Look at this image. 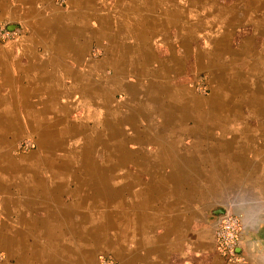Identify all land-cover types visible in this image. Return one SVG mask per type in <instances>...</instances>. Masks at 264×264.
I'll use <instances>...</instances> for the list:
<instances>
[{"label":"crops","instance_id":"0c3cea01","mask_svg":"<svg viewBox=\"0 0 264 264\" xmlns=\"http://www.w3.org/2000/svg\"><path fill=\"white\" fill-rule=\"evenodd\" d=\"M0 24V264H264V0H0ZM201 71L205 98L185 84ZM95 133L113 180L71 178L60 147ZM221 211L238 261L216 252Z\"/></svg>","mask_w":264,"mask_h":264},{"label":"rangeland","instance_id":"374dc122","mask_svg":"<svg viewBox=\"0 0 264 264\" xmlns=\"http://www.w3.org/2000/svg\"><path fill=\"white\" fill-rule=\"evenodd\" d=\"M53 4H55V3L53 2ZM56 6H58V5H56ZM64 6H65V4H63L61 6H58V7H64ZM1 26H4V25H1ZM9 32H10V34L7 36V38L12 34L11 31H9ZM6 39L4 38V41ZM254 40L255 41L253 42V45H251V46H253L254 48H258V49L261 48V45H263V42H264V32L255 31V39ZM237 44L238 43L236 42V45ZM93 53H94V50L92 51V54ZM106 74L109 75V73H106ZM102 75L103 74H100L98 77L99 78L100 77L103 78ZM191 75L192 74H187V77H189ZM208 78H209V75L205 71H201V73H199V75H196L193 80L192 79L191 80H186L185 84L187 85V87L189 89H191V91L194 94L198 95L199 97L205 98V97H208L209 96V93H210V88L207 87ZM115 97L118 98V99H122L128 105H131L132 104L131 96H127V94L124 91H118L115 94ZM78 98H79V94L77 95L75 93L72 96V100L75 99L76 102H77ZM206 102H208V101H206ZM206 106H209V105L207 104ZM83 114L84 113H82L81 116ZM125 114H127V113H125ZM157 114H158V116L156 117V120L159 123L162 124V122H161L162 117H161V115L159 113H157ZM90 116H92V115H90ZM125 118H127V117H125ZM132 120L134 122H136L137 116H134V118L132 117ZM143 120L146 121V119H143ZM143 120H141V121L143 122ZM171 125H174V123L172 122ZM206 125L207 124H205V126L203 127L204 129H207V126ZM66 129L71 130V127H70L69 124L68 125L67 124H64L63 125V130H66ZM169 129H171V127H169ZM61 133H62V131L58 132L57 133V137L54 138L53 145H55V147L61 146L63 144V140L61 138ZM83 133H84V131H83ZM99 135L100 134L95 133L93 139H91L88 135H82L80 137V140L81 141H79V139L77 138V144H79V145L81 144L80 145L81 146V150H78L75 153H74V151L77 150V149L74 148L72 146V144H71V142L74 141V139H69L68 140L69 137L68 138L66 137L65 141H67L66 142L67 144H65L64 147L62 146L60 148L61 149H66L67 150V154H64L63 153V154H59V156L61 157L60 163H63V162H66L67 161V162L71 163L70 164V168H73L74 167V169H73L74 170L73 171V175H72L71 178H75V177H76V179H95V178L96 179H99L100 178V179H103V180H110V181L113 180L112 178H114V174H116V170L115 169L118 167V165H116L113 161H109V159L114 160L116 158V157H114V154L116 153L117 147L116 148H112L110 146V143L112 141L106 140L108 142V143H106V141L104 140V138H102L101 141H104L105 143L99 142L95 146L94 140L96 142L99 141L100 138H101V136H99ZM45 138H46V136L44 137V141L41 143L42 145H46L47 144V142L45 141ZM91 141H92V146L93 147L91 148V152H89V154H87L88 153V151H87L88 149L86 150V147L90 144ZM50 142L52 143V141H50ZM68 143H69V145H68ZM35 145L36 144L34 142V138H31V137H29L27 135L21 136L19 139H17L15 141V143L13 145L12 155L13 156L28 155L31 152H33V150L35 149ZM83 146L85 148H83ZM69 149H74L73 150V153L72 152H69ZM112 151H114V152H112ZM121 156H124L126 158L127 156H130V155H127V153H123L121 155H118L117 157L120 158ZM77 163H79L77 165L78 168H77V166H75V164H77ZM91 164H93V166L98 171L93 170V172L92 171H89V172L86 173V171H87L86 168H88V166H90ZM109 164L112 165V166L110 167ZM61 166L62 165L60 164L59 169H62L64 167V166L63 167H61ZM124 166L126 167L124 170H127L128 171V169H129L131 171V169L129 168V167H131V164L130 163H127L126 164V161H125L124 162ZM62 170H64V169H62ZM50 171L51 170H48V169H46L44 167L43 168H40V169H38V173L35 174V177L34 178H36V177L46 178L48 176V174L50 173ZM69 171H72V170H67V173ZM75 172H77V173H75ZM86 175H88V176H86ZM54 177H57V175H55Z\"/></svg>","mask_w":264,"mask_h":264},{"label":"built area","instance_id":"2783aa9c","mask_svg":"<svg viewBox=\"0 0 264 264\" xmlns=\"http://www.w3.org/2000/svg\"><path fill=\"white\" fill-rule=\"evenodd\" d=\"M56 5L65 4L66 0H52ZM10 32L6 27L0 25V41H4ZM241 218L238 214L224 212L214 222V241L218 255L226 261L240 260V254L235 251L242 231L240 227ZM99 264H114V259L107 253L100 254Z\"/></svg>","mask_w":264,"mask_h":264},{"label":"bare ground","instance_id":"6f19581e","mask_svg":"<svg viewBox=\"0 0 264 264\" xmlns=\"http://www.w3.org/2000/svg\"><path fill=\"white\" fill-rule=\"evenodd\" d=\"M235 77V76H234ZM262 89V88H261ZM228 90H230V89H228ZM246 90V89H245ZM93 93V92H92ZM172 96V95H171ZM231 98V97H230ZM230 98H229V100H230ZM181 99V98H180ZM183 99V98H182ZM183 101H185L184 99H183ZM215 101V100H214ZM219 102L221 101V100H218ZM222 102V101H221ZM257 102H259V101H257ZM175 103V102H174ZM208 105H210V106H212L213 104H215V103H213V102H206ZM230 103H232V102H230ZM176 104V103H175ZM199 105V104H198ZM216 105V104H215ZM220 105V104H219ZM250 105V104H249ZM260 105V104H259ZM184 106V105H183ZM203 105H201V107H202ZM224 106V105H223ZM234 106V105H233ZM261 106V105H260ZM217 107V106H216ZM262 107V106H261ZM184 108H185V106H184ZM190 108V107H189ZM181 109H183V108H181ZM198 108L196 107V110H197ZM213 109H214V107H213ZM234 109V108H233ZM184 110V109H183ZM215 110V109H214ZM213 110V111H214ZM221 110V109H220ZM185 111V110H184ZM210 111V110H209ZM216 111H217V108H216ZM181 112V111H180ZM190 112V111H189ZM193 112V111H192ZM212 112V111H211ZM197 113V112H196ZM195 115V114H194ZM204 115V114H203ZM213 115V114H212ZM184 116V115H183ZM186 116V115H185ZM209 116V115H208ZM180 118H182V117H180ZM209 119H211V117L209 116ZM183 121V120H182ZM201 121H202V119H201ZM217 121V120H216ZM186 122V121H185ZM205 122H204V126H205ZM207 126V125H206ZM227 126V125H226ZM260 126V125H259ZM209 128V127H208ZM204 129V128H203ZM83 132V131H82ZM58 139V138H57ZM60 142V141H59ZM53 146H55V145H53ZM85 148V147H84ZM88 151H89V149H88ZM87 154H89V152L87 153ZM91 156V155H90ZM107 156V155H106ZM66 158V157H65ZM86 159V158H85ZM107 159V158H106ZM64 160V159H63ZM76 160V159H75ZM65 161V160H64ZM83 161V160H82ZM87 161V160H86ZM109 161H113L114 163L116 162V158L114 159V160H111V159H109ZM119 161V160H118ZM84 165V164H83ZM109 166L111 167L112 165H110L109 164ZM62 167V166H61ZM85 167V166H84ZM92 167H93V169H96L94 166H93V164H91L90 166H88V168H86V173L87 172H89V171H92L91 169H92ZM77 168H78V166H77ZM83 168V167H82ZM109 169V168H108ZM74 171V170H73ZM75 173H77V172H75ZM100 173V172H99ZM75 175V174H74ZM88 176V175H87ZM58 177V176H57ZM106 177V176H105ZM76 178V177H75ZM100 179V178H99Z\"/></svg>","mask_w":264,"mask_h":264},{"label":"water","instance_id":"95a60500","mask_svg":"<svg viewBox=\"0 0 264 264\" xmlns=\"http://www.w3.org/2000/svg\"><path fill=\"white\" fill-rule=\"evenodd\" d=\"M8 31H11L12 29H13V26L12 25H10V26H7V28H6ZM223 211H221V213H222ZM235 251L236 252H238L239 251V247H236L235 248Z\"/></svg>","mask_w":264,"mask_h":264}]
</instances>
